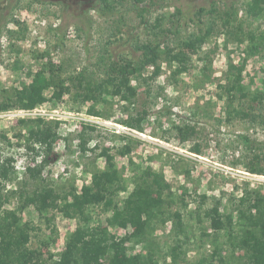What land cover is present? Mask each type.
<instances>
[{
    "label": "rangeland",
    "instance_id": "374dc122",
    "mask_svg": "<svg viewBox=\"0 0 264 264\" xmlns=\"http://www.w3.org/2000/svg\"><path fill=\"white\" fill-rule=\"evenodd\" d=\"M254 1L238 0L233 8L226 9L217 0H124L114 7L110 5L113 8L102 0H0V135H5L0 136V162L18 176L15 182L6 184L7 194L16 191V195L10 196L2 209L22 210L23 225L30 230L34 228L28 248H41L45 258L59 260L67 244L77 239L80 221L56 211L42 218L34 205H23L21 209L22 183L26 182L23 191L27 194H32L43 182L66 192L74 187L80 193L85 185L99 183V174L108 164L106 157L99 155L105 151L112 164L123 171L127 183V190L116 198L120 207L133 191V171H144L147 167L163 172L173 192L189 204L186 210L180 200L176 204L183 210L190 238V243L178 247L187 252L179 264H196L201 257L209 256L217 244L225 246L223 256L228 254L226 234L219 236L217 242L215 236L202 238L203 229L210 234L213 231L207 221L198 223L194 213L199 202L196 196L207 194L210 200L206 207L219 201L222 213L233 212L238 230L241 225L238 199L246 190L264 193V175L250 172L255 165L264 169V110L259 109L258 102L251 101L253 94L264 89V44L253 45L247 39L250 30L259 36L264 34V15L253 19L246 12V5ZM260 6L264 8V1L260 0ZM200 9L205 10L202 15H198ZM225 12L231 15L233 28L243 24L239 41L228 38L222 31ZM209 26L222 32L214 33L203 46V53L215 50L211 64L193 56L191 69L178 73L176 65L162 62V73L151 84V95L146 93L144 80L136 76L132 81V86L138 89L135 104L114 98L110 104L101 106L107 117L88 116L86 108L77 109L78 104L73 103L70 95L52 100L53 89L45 91L46 103L31 110H24L21 104L12 109L4 107L5 91L28 84L30 73L44 71L50 64L55 69L61 67L63 77L84 72L101 81L109 64H139L142 45L151 42L159 44L162 50L166 46L179 49L192 34L203 33ZM230 63L243 69L240 85L249 92L245 99L237 97L234 104L258 116L256 121L250 117L226 121L222 86L227 83L225 74ZM124 106L133 115L146 109L143 132L120 123L128 118ZM38 117L46 124L58 122L53 127L57 139L43 172L29 177V170L40 165L41 157L28 148V137L20 123L23 118ZM184 123L195 126L197 134L182 143L172 128ZM83 124L95 128L88 132L91 141L85 149L78 139ZM125 136L132 140L129 156L120 152L128 143L123 139ZM194 144L200 145L201 155L191 151ZM88 215L91 224H105L112 212L96 206ZM159 218L155 217L154 222ZM157 226L153 235L160 246L157 260L160 264H172L170 251L175 246L172 223ZM109 233L117 238H132L135 228L111 226ZM127 245L126 260L141 253V247L134 242Z\"/></svg>",
    "mask_w": 264,
    "mask_h": 264
},
{
    "label": "trees",
    "instance_id": "16d2710c",
    "mask_svg": "<svg viewBox=\"0 0 264 264\" xmlns=\"http://www.w3.org/2000/svg\"><path fill=\"white\" fill-rule=\"evenodd\" d=\"M102 1L108 8L112 7L110 5L114 7L115 3L124 2V0ZM217 1L223 3L226 9L233 8L238 2V0ZM246 9L247 14L253 19H259L264 15V8L260 6V0L246 5ZM204 12V9H200L198 15H202ZM224 14L226 18L223 21L222 31L228 38L239 41L243 24L240 23L237 28H233L231 15L228 12ZM237 14L235 13V15ZM216 31L214 26H209L203 33L192 34L179 49L166 46L162 50L159 44L151 42L142 45L139 48L142 51L139 64H109L105 78L101 81L95 80L92 75L84 72L75 76L63 77L62 68L55 69L50 64L44 71L30 73L28 84H24L21 88L5 91L4 107L12 109L21 104L24 110H31L46 103L48 100L44 93L48 89H53L52 100H61L66 95H70L73 103L78 104L77 109L86 108L88 116L107 117L101 106L110 104L114 98H119L121 102L130 103V105H133L134 101L135 104L138 89L132 86V81L136 76L144 80L148 87L146 93L150 96L151 84L156 82L162 73V62L166 61L171 65H176L178 73L188 72L191 69L193 56H197L201 60H209L208 64H211L210 57L215 53V50L212 49L210 52L204 53L202 51L203 46L209 42L214 33H222L221 30ZM247 39L253 45L263 46L264 44V34L259 36L255 30H250L247 33ZM42 56H45V53ZM149 67L153 69L149 70ZM242 70L230 63L225 74L227 83L222 86V89L226 96L225 111L228 122L237 118L250 117L254 121L258 119V116L253 115L249 110H243L234 104L237 97L245 99L249 96V92L240 85ZM251 101L258 102L259 109L264 110V89L253 94ZM123 111L128 115V118L120 123L130 129L143 132L146 109L136 111L134 115L128 106H124ZM20 124L26 131L28 148H32L35 154L41 157L40 165L29 170V177H33V175L43 172L48 157L54 151L57 134L53 131V127L57 126L58 122L54 125L46 124L43 118L38 117L23 118ZM89 131H95V128L83 124L78 133V139L83 149L91 141V138L87 136ZM172 131L176 133L177 139L182 143L194 139L197 134L196 127L187 123L182 126L174 125ZM0 136L5 138L3 133ZM123 139L128 143L122 147L120 152L129 156L133 150L132 140L126 136ZM191 149L194 154L201 155L202 153L198 144H194ZM99 155L106 157L108 161L106 169L99 174L98 184L85 185L80 193L76 192L74 187L71 191L66 192L57 190L43 182L44 184L36 187L32 194H27L23 191L26 182L22 183V190L20 189L19 193V199L22 202L21 209H23V205H34L42 218L49 212L56 211L68 218L80 221V225L77 227L79 233L77 239L73 243L67 244L66 252L60 256L59 260L45 258L41 248L30 249L27 247L34 228L30 230L29 227L23 225L20 215L22 210L2 209L5 204L9 203L10 196L16 195V191L7 194L6 184L15 182L18 176L15 170L0 162V264H160L157 260L160 246L154 242L153 235L159 227L158 224L163 226L168 222L172 223L171 233L175 236L176 246L170 251L171 262L179 264L180 261H184L187 252L178 247L190 243V238L184 226L183 210L176 204L180 200L184 210L188 208L189 204L184 201L182 196L173 192L163 172H157L152 167H147L144 171H133V191L120 207L116 203V198L120 192L127 190L123 171L112 164L107 152L102 151ZM131 164L134 165V163ZM250 172L255 175H264V169L259 165L250 168ZM187 193L188 191L185 190L184 195ZM197 197L199 202L194 216L198 223L207 221L213 231L210 234L203 229L202 238L215 236L214 241L217 242L219 236L226 234L228 254L223 256L225 246L217 244L209 256L201 257L196 264H264V193L258 190H246L238 199L237 214L241 219L238 230L235 227L233 212L222 213L219 201L212 207H206V203L210 200V196L207 194H200ZM96 206H102L112 212V215L106 218L105 224H91L92 220L88 211ZM157 216L160 218L155 223L154 219ZM46 222L51 223L50 220ZM130 225L135 228L132 238H117L109 233L111 226L127 229ZM129 241L134 242V245H139L141 253L134 259L126 260ZM237 253H241V256H237Z\"/></svg>",
    "mask_w": 264,
    "mask_h": 264
},
{
    "label": "built area",
    "instance_id": "2783aa9c",
    "mask_svg": "<svg viewBox=\"0 0 264 264\" xmlns=\"http://www.w3.org/2000/svg\"><path fill=\"white\" fill-rule=\"evenodd\" d=\"M151 69H153V68H151Z\"/></svg>",
    "mask_w": 264,
    "mask_h": 264
}]
</instances>
